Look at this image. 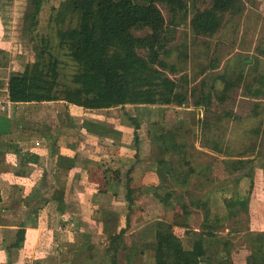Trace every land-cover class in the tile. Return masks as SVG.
<instances>
[{
  "label": "trees",
  "instance_id": "trees-1",
  "mask_svg": "<svg viewBox=\"0 0 264 264\" xmlns=\"http://www.w3.org/2000/svg\"><path fill=\"white\" fill-rule=\"evenodd\" d=\"M46 1L27 0L20 28L22 38L29 37L34 60L25 63L18 70H8L10 55L0 48L2 55L0 86L6 85L9 99L14 103L64 101L87 109L125 108L127 105L134 107L186 105L189 101L188 91L168 72V70L172 72L176 70L175 64L167 60L170 55L168 45L174 38L176 27L187 21L192 8L191 29L196 34L213 35L221 28L227 14L239 15L245 8L243 0H191V4L190 0H60L53 8L55 12L53 19L58 27L57 46L76 63V71L72 75L71 83H67L62 79V62L54 51L51 37L38 33L39 16ZM199 1L208 2L209 5L198 7ZM159 4L167 6L170 11L169 19H166ZM143 29H148L149 32L144 36L134 34L135 30ZM143 51L145 53H142ZM182 56L188 57L186 52L182 53ZM250 75V68L246 74L241 72L239 84L246 82ZM220 78L224 81L221 90L223 94L237 85L225 74ZM255 82H259L260 86L254 87ZM246 89L256 99L264 96V77H253L252 81H247ZM191 95L193 96L194 92ZM212 97V93L203 94L195 100L194 105L209 106ZM219 98L223 100L224 95ZM259 108V104L256 103L253 109L255 116H258ZM142 119L138 115H130L134 128L133 145L137 150L136 156L140 149L137 143ZM9 121L10 119L0 118L1 124ZM83 125L87 130L95 128L102 135L113 136L114 130L104 124L86 120ZM253 132L256 135L264 134V122L254 128ZM117 133L121 135L120 132ZM149 135L154 143H157L158 153L161 154L155 162L150 163L149 168L156 174V181L152 183L156 198L168 208L174 205L172 202L174 197L181 199L184 195L189 196L190 205L182 203V209L185 214H190L191 205L203 209L204 222L200 230H185L180 234L173 221L162 219L155 223L153 240L145 241L143 234L138 238L127 237L133 215L134 195L137 191L142 195L143 186L138 190L134 188L132 166L124 176L121 170L111 171L100 165L90 166L88 173L91 178L96 177L100 181L101 189L98 196L103 197L104 200L106 197H112V200L116 201V197L120 194L119 187H125L127 202L125 222L120 223L118 228L120 218L112 212H105V217L109 220L116 217L117 224L108 232L106 231L109 228L104 227L105 232L99 231L96 240L91 239L89 234L92 231L87 229L88 225L81 227L86 239L75 252L70 264H120L122 258H125L126 264H139L138 259L150 251L153 252L155 264H234L231 249L219 246L222 240L218 239L216 230L220 217L213 214L208 200L203 201L187 189L192 183L196 168L188 159L176 162L166 156V150L182 148L177 141L180 131L159 128L155 132H149ZM52 141L56 142V138ZM215 147L221 151L218 143ZM15 153L20 159V167L29 161L37 160L36 155L22 152L20 149H16ZM249 160L231 161L232 170L241 172ZM242 177L254 179V172L238 176V178ZM166 181L184 186L187 190L181 195H176L174 190L164 191L166 187L163 183ZM110 183L119 187L114 189L109 185ZM53 190L54 193L50 198L57 201L58 210L63 212L68 208L65 191L59 187ZM98 196L94 194L92 202H96ZM249 200L250 194L238 195L228 200L227 205L230 208L239 205L249 211ZM101 202L106 204L103 200ZM38 211V207H29L26 210V218L29 222L33 221V224H29L28 221L22 223L16 231L17 241L10 244L7 249H20L23 246L26 229L35 225ZM187 233L193 236L190 247H186L183 241V236ZM227 243L230 244L223 242L224 245ZM248 247L250 254L243 263L264 264V230L259 231L250 240ZM83 256L87 261H77ZM13 261L14 259L10 257L7 264H12Z\"/></svg>",
  "mask_w": 264,
  "mask_h": 264
},
{
  "label": "rangeland",
  "instance_id": "rangeland-1",
  "mask_svg": "<svg viewBox=\"0 0 264 264\" xmlns=\"http://www.w3.org/2000/svg\"><path fill=\"white\" fill-rule=\"evenodd\" d=\"M59 2L60 0H47L44 3L39 16L38 33L51 37L54 51L62 62V79L71 83L72 75L76 71V63L57 46L58 27L53 19L55 14L53 8ZM243 2L244 12L239 15L227 14L221 28L213 35L196 34L191 29L192 8L187 21L176 27L174 38L168 45L170 55L167 57L170 63L175 64L176 70L174 72L168 70V72L188 91L189 101L186 105L118 109L125 119L129 114L143 118L141 128L138 130L137 144L140 149L136 161L122 167L124 176L132 166V174H134L132 183L137 190L145 182L148 183L147 185L151 184L153 178L147 176L151 171L150 163L161 157L157 143L151 139L149 132H155L159 128L180 131L177 141L182 148L168 149L166 156L176 162L188 159L196 168L192 183L187 189L203 201L208 200L213 214L220 217L216 230L218 239L222 240L219 246L231 249L234 264H244L250 254L248 247L250 240L259 231L264 230V134L256 135L253 132L254 128L264 122V96L256 99L246 89L247 81H252L253 77H264V0H243ZM189 3L191 4V0ZM197 5L203 8L209 4L199 1ZM26 6L27 0H0V17L7 32L4 39L12 41L9 45L10 54L12 51L14 54L9 58H14L16 63L25 62L30 58L34 60L29 37L22 38L20 34ZM159 6L166 19H169L170 11L167 6L165 4ZM148 32V29L135 30L134 34L144 36ZM185 52L187 58L182 56ZM0 59H2L1 54ZM16 63L14 62V65ZM249 68L251 75L247 77L246 82L239 84V74L241 72L246 74ZM223 74L237 83L224 94L221 91L224 81L220 78ZM259 86V82L254 83V87ZM191 91L194 92L193 96ZM207 93L213 94L209 106H195V100ZM222 95H224L223 100L219 98ZM256 103L260 106L258 116H255L253 111ZM130 127L132 128L133 125L131 124ZM216 143L221 151L216 149ZM237 159H250L241 172L232 170L230 162ZM248 172H254V179L238 178L239 175ZM163 185L166 187L164 191L174 190L176 195H181L187 190L184 186L169 181L164 182ZM118 190L120 194L116 197V204L111 203L112 197H106L104 202L113 212L116 211L115 207L119 208L117 210L122 208L120 219L121 224H124V213L127 212L125 187L121 186ZM142 190H144L142 195L138 191L134 195L133 215L127 237L138 238L143 234L145 241L153 240L155 223L162 219L173 221L180 234L185 230H200L204 222L203 209L191 205L190 214H185L182 209V203L189 204V196L184 195L181 199L174 197L172 200L174 207L166 208L156 198V192L152 187L147 189L143 187ZM248 194H250L249 211L239 205L231 208L227 205V201L231 198ZM87 225L89 227L87 229L92 231L89 234L92 240L97 239L96 234L99 231L105 232L104 228L93 221ZM107 228L109 229L106 232L110 231V227ZM191 238L193 236L189 233L183 236L186 247H190ZM223 242L230 244L224 245ZM73 257L74 253L69 254L64 257V261L70 264ZM80 260L87 261V258L83 256L77 261ZM138 263L155 264L153 252L150 251L144 257H140ZM120 264H126L125 258L121 259Z\"/></svg>",
  "mask_w": 264,
  "mask_h": 264
},
{
  "label": "crops",
  "instance_id": "crops-1",
  "mask_svg": "<svg viewBox=\"0 0 264 264\" xmlns=\"http://www.w3.org/2000/svg\"><path fill=\"white\" fill-rule=\"evenodd\" d=\"M6 33L0 17V48L13 57L9 46L12 41L4 39ZM30 61L33 59L17 64L11 58L8 70H18ZM129 107L134 106L125 108ZM125 108L87 109L64 101L14 103L6 85L0 86V118L10 119L0 123V264H7L10 257L14 259L12 264H68L64 257L75 254L85 242L81 227L93 221L111 230L117 224L116 217H121L122 208L115 207L113 212L102 204L104 198L98 196L101 183L90 177L88 168L100 165L122 172L124 165L136 161L131 114L125 119L118 110ZM86 120L106 125L114 130L113 136L102 135L95 128L87 130L83 125ZM16 149L36 155L37 160L20 167ZM147 176L153 178L151 184L156 181L153 171ZM147 184L141 185L146 189L152 187ZM57 187L65 191V201L68 200V208L63 212L58 210L57 201L50 198ZM94 194L98 196L96 202H92ZM29 207L39 208L35 225L26 229L20 249H7L17 241V229L28 221L25 213ZM107 211L116 217L109 220L105 217ZM120 223L121 219L118 228Z\"/></svg>",
  "mask_w": 264,
  "mask_h": 264
}]
</instances>
